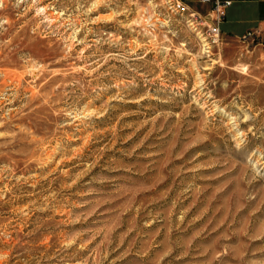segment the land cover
Masks as SVG:
<instances>
[{"label": "rangeland", "instance_id": "374dc122", "mask_svg": "<svg viewBox=\"0 0 264 264\" xmlns=\"http://www.w3.org/2000/svg\"><path fill=\"white\" fill-rule=\"evenodd\" d=\"M164 2L0 0V264H264V38Z\"/></svg>", "mask_w": 264, "mask_h": 264}, {"label": "built area", "instance_id": "2783aa9c", "mask_svg": "<svg viewBox=\"0 0 264 264\" xmlns=\"http://www.w3.org/2000/svg\"><path fill=\"white\" fill-rule=\"evenodd\" d=\"M165 5L172 13L183 17L192 31L203 37L208 45H217L222 35V23L232 0H198L206 6L205 11H199L185 0H165ZM257 31L247 32L242 39L254 38Z\"/></svg>", "mask_w": 264, "mask_h": 264}, {"label": "crops", "instance_id": "0c3cea01", "mask_svg": "<svg viewBox=\"0 0 264 264\" xmlns=\"http://www.w3.org/2000/svg\"><path fill=\"white\" fill-rule=\"evenodd\" d=\"M222 30L225 35L242 37L255 30L264 38V0H232Z\"/></svg>", "mask_w": 264, "mask_h": 264}]
</instances>
